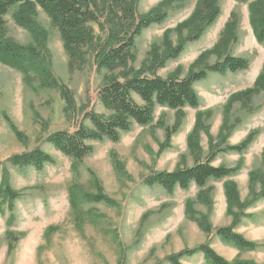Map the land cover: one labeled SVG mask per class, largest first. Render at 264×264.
<instances>
[{"label": "rangeland", "instance_id": "374dc122", "mask_svg": "<svg viewBox=\"0 0 264 264\" xmlns=\"http://www.w3.org/2000/svg\"><path fill=\"white\" fill-rule=\"evenodd\" d=\"M163 1L139 0L137 16L149 14ZM199 1L174 0L166 9L165 23L152 26L137 39L135 61L130 65L141 69L155 45L163 51L165 32L187 21ZM256 1L219 0L221 16L216 24L198 42L187 43L178 60L156 69L155 75L166 79L180 68L185 78L193 65L198 72L227 56L250 61L247 71L209 74L207 80L195 85L200 107L182 111L184 117L169 147L165 129L176 126L178 113L157 106L153 124L135 125L118 143H92L93 153L82 162L57 152L47 138L61 131L75 132L87 112L105 114L98 101L105 80L97 72L94 54L90 51L83 60L72 62L58 29L40 7L35 19L40 38L17 22L20 6L10 11L4 18L7 38L40 51L46 71L68 91L73 107H67L61 89L46 85L41 73L25 74L0 62V187L8 171L11 188L22 195L13 213L7 205L3 206L5 213L0 212V264H170V256L204 245L231 264H264V199L257 196L253 201L250 193V174L264 173V93L254 96L250 103L228 105L231 96L253 87L264 65V43L257 41L251 25L249 5ZM230 22L234 24L231 37H226L219 50L202 58L219 44ZM93 27L99 34L98 27ZM180 35L175 31L170 35L174 45L188 32ZM198 114H203L201 160L211 154L209 133L218 154L214 166L235 168L243 162L236 176L210 181L208 204L200 202L201 190L195 185L168 193L144 183L154 174L194 165L188 138ZM250 134L255 138L245 154L224 150L240 145ZM36 149L49 154L55 165L42 172L10 166L13 156ZM228 182L237 185L244 206L234 209L239 214L234 232L256 244V250H239L216 234L221 228L234 226L225 194ZM262 188L263 184H256V194ZM100 194L111 202H96L94 197ZM189 202H193L195 219H207L210 233L190 218ZM181 263L208 264L202 253L184 257Z\"/></svg>", "mask_w": 264, "mask_h": 264}, {"label": "trees", "instance_id": "16d2710c", "mask_svg": "<svg viewBox=\"0 0 264 264\" xmlns=\"http://www.w3.org/2000/svg\"><path fill=\"white\" fill-rule=\"evenodd\" d=\"M238 3H248L249 0H236ZM139 0H0V62L13 66L25 74L30 72L41 73L47 86L59 88L65 100L72 108V100L68 91L60 86L56 80L51 79L45 68L44 57L39 50L33 47H22L7 38L6 23L4 18L16 6L21 10L17 22L40 38L36 30L37 7L49 17L51 23L60 33L65 50L72 62L83 60L92 51L94 63L99 75H103L105 83L98 93V101L104 108L105 114H98L93 110L87 112L78 129L73 132H57L47 138L57 152L82 162L93 153L92 143L110 141L118 143L123 134L132 131L135 125L147 127L154 123L156 107H166L177 111L178 121L174 128H166V146H170L171 139L179 130L181 120L186 108L198 109L200 98L195 91V85L208 79L209 74L226 76L247 71L250 61L247 59L225 57L220 62L207 66L205 70L191 72L185 78L181 76L178 68L172 75L164 79L155 75L156 69L165 68L170 61H176L182 55L187 43L198 42L205 33L212 28L221 16L219 0H200L190 18L178 25L174 30H167L164 35V49L153 46L149 60L139 70L130 64L135 61L134 50L137 39L145 30L152 26L162 25L168 18L166 9L174 0H164L149 14L138 17L136 13ZM251 25L259 43H264V0L252 2L249 5ZM235 19V15L232 16ZM93 26L98 27L99 34ZM234 28L233 22L228 23L219 44L211 52L219 50L226 43ZM181 34L188 32L178 45L170 40L173 32ZM225 42V43H224ZM118 72V73H117ZM151 73V74H148ZM264 93V65L262 72L256 79L253 87L237 93L229 99L228 105L234 102L250 103L256 95ZM202 116L197 115L194 131L188 138V149L194 156V165L184 167L174 172H160L148 177L145 185L161 187L168 193L176 189L189 190L192 185L201 191L198 199L203 204L210 202V181H223L236 176L242 169L241 161L235 168L224 166L216 167L214 162L217 153L214 151L212 137L209 136L211 154L201 160V147L199 144L200 131L202 130ZM89 122L87 126L85 123ZM255 138L250 134L247 139L237 146H228L224 149L229 153L243 155L249 150ZM10 166L17 168H33L42 172L49 165H55V160L41 149L15 155L9 159ZM8 171L4 172L0 187V212L5 213L3 206L7 205L10 213L15 210L16 203L22 198L20 192L13 190L8 181ZM263 184L259 194L255 192V185ZM250 193L253 201L257 196L264 199V173L253 172L250 174ZM225 194L229 213L234 216V226L217 230V236L225 243L242 251L257 249V245L247 241L243 236L234 232V227L239 222V214L234 209L243 208L237 185L233 182L225 184ZM96 202L110 203V199L102 194L94 197ZM250 202L249 204L253 203ZM192 203L187 205L190 218L198 223L200 228L210 233L212 227L205 217L195 219L192 212ZM251 206V205H250ZM247 208V207H246ZM13 221V216L8 220ZM202 253L208 264H231L218 255L209 245H204L196 250H186L168 258L170 264H182L184 257H192ZM235 264H255L252 262L237 261Z\"/></svg>", "mask_w": 264, "mask_h": 264}]
</instances>
